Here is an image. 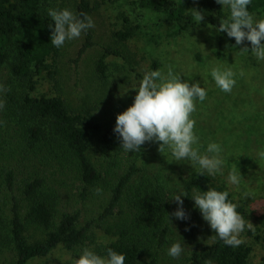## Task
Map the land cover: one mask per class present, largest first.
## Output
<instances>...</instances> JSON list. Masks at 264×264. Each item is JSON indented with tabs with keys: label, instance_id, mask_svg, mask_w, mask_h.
I'll return each instance as SVG.
<instances>
[{
	"label": "trees",
	"instance_id": "trees-1",
	"mask_svg": "<svg viewBox=\"0 0 264 264\" xmlns=\"http://www.w3.org/2000/svg\"><path fill=\"white\" fill-rule=\"evenodd\" d=\"M166 3L168 17L177 23L194 6L209 11L210 23L215 26L230 17V8L216 0ZM64 8L79 16H91L93 10L91 0H0V71L10 75L12 84L2 110L1 120L6 124L0 126V249L12 254L11 264H29L56 249L66 255L64 264H74L91 242L92 250L101 256H106L109 247L125 255V264H158L173 230V203L167 180L158 175L156 181L142 179L140 171L144 168L138 165L139 153L134 152L118 173L125 151L113 126L89 121L93 108H77L61 94L33 96L25 89L27 85L36 86L37 75L55 78L59 48L51 43L53 29L49 25L54 22L48 9ZM262 9L264 0H251L248 6L250 14ZM132 34L127 27L115 31L124 42ZM92 45L91 28L80 51ZM109 54L123 57L121 49L104 46L96 62L102 77L107 76ZM47 172L76 175L88 194H94L97 187H109L101 218L116 221L98 231L92 221L82 220L80 210L64 204L61 189L49 180ZM181 185L182 192L188 195L182 198L189 215L194 207L193 192L208 188L227 191L229 201L235 203L225 184L212 182L206 172L200 175V169L181 177ZM195 212H199L196 207ZM196 215L194 218L199 220ZM258 218L262 235L256 238L264 244V214ZM187 222L194 237L196 224L190 218ZM208 233L209 239L186 252L182 264H205L209 259L213 264H250V246L242 243L233 248L218 237L213 239L211 228Z\"/></svg>",
	"mask_w": 264,
	"mask_h": 264
},
{
	"label": "rangeland",
	"instance_id": "rangeland-1",
	"mask_svg": "<svg viewBox=\"0 0 264 264\" xmlns=\"http://www.w3.org/2000/svg\"><path fill=\"white\" fill-rule=\"evenodd\" d=\"M91 1L93 10L90 17L95 23L92 28L94 45L80 51L85 34L78 39L66 41L59 48L55 78L37 75L36 86L29 88L27 85L25 89L33 96L61 94L77 108H93V117L89 121L115 127L117 114L133 103L135 88H138L146 72L160 70L167 75L170 66L173 73L182 80L199 82L205 88L207 98L203 102L197 99L196 111L192 114L196 121L194 132L199 138L193 147L201 155H212L207 153L208 144L215 142L221 146L220 155L224 159L222 173L210 177L212 182L227 186L234 195L237 211L253 224L254 230L246 228L241 238L252 248L250 264H262L264 244L256 235L262 233L258 217L264 214V159L258 156L259 152L264 151V61L258 60L251 50L247 53L240 50L245 46L250 49V42L236 45L234 38L228 37L226 32H217L218 26L210 23L211 13L199 10L197 6L193 9L202 11L204 16L199 24H196L191 9L187 10L181 23L169 18L164 9L168 0ZM160 3L163 5L158 7ZM252 15L254 20L264 19V9ZM186 22L190 25L186 26ZM126 27L133 34L124 42L118 39L115 31ZM104 46L117 47L123 52V57L107 55L106 77H102L96 67ZM214 67L221 70L230 68L235 73L236 84L230 93L216 86L211 77ZM9 78V74L0 71V83L6 89L12 85ZM9 91L3 94L4 100ZM2 117L0 111V120ZM158 147V142H145L140 152H134L139 153L138 165L144 168L140 171V177L153 180L156 175L161 176L168 182L170 196L183 193L181 177H187L192 170L199 169L198 165L193 167L188 161L169 162L173 159L171 151L166 149L165 154H161ZM132 153L125 151L122 154L123 162L118 173L123 171ZM233 168L242 175L239 186L228 182V175ZM47 174L50 175L49 180L61 189L64 204L80 210L82 220L92 221L95 229L102 231L116 221L114 218H101L104 196H107L109 187L101 195L88 194L81 180L74 174ZM248 191L254 192L255 196L245 199L244 193ZM170 200L173 213L178 205ZM183 209L186 211L184 201ZM192 210L189 218L196 224L194 237L189 231L188 219L180 220L172 216L173 230L158 264H182L186 252L209 239L210 225L202 218L200 211L195 212V207ZM195 213L199 220L194 218ZM110 238L106 237L107 240ZM177 241L181 242L184 251L179 259H173L167 255V250ZM93 246L94 243L89 242L87 248L92 249ZM11 257L12 254L6 251L2 253L0 249V264H11ZM64 259L66 255L56 249L47 257L37 258L29 264H64Z\"/></svg>",
	"mask_w": 264,
	"mask_h": 264
},
{
	"label": "clouds",
	"instance_id": "clouds-1",
	"mask_svg": "<svg viewBox=\"0 0 264 264\" xmlns=\"http://www.w3.org/2000/svg\"><path fill=\"white\" fill-rule=\"evenodd\" d=\"M216 3L230 8V17L220 20L217 32H226L228 37L235 39L236 45H242L245 41L250 42L251 48L247 46L240 50L252 54L264 61V19L254 20L248 11L251 0H216ZM196 24L203 19L202 11L192 9ZM48 16L53 20L51 43L56 48L64 46L66 41H72L86 34L95 27L93 19L87 14L77 15L72 10L64 8L61 10L48 9ZM214 27V26H212ZM244 73L241 71L240 73ZM235 73L232 69L221 70L214 67L211 77L216 86L223 92L230 93L236 84ZM133 103L123 112L117 114L114 132L121 141V148L126 152H140L145 142H158V151L165 154V150L171 151L172 161H188L191 165L200 169V175L206 172L214 177L222 173L224 159L220 153L222 148L219 144L212 142L207 146V153L201 155L193 145L198 143V136L194 132L196 121L192 114L196 111L197 99L203 102L207 98L205 88L199 82L189 83L182 80L179 75L173 73L169 66L167 75L160 70L146 72L139 86ZM8 91L0 83V111L5 107L3 94ZM6 124L0 120V126ZM259 158L264 159V151L258 153ZM242 179L240 171L233 168L228 175L231 185L239 186ZM97 195H101L103 189L97 187ZM182 196L187 193L174 194L170 198L178 205L171 213L180 220L189 219V214L183 209ZM227 191H217L208 188L207 191L193 192L194 207L198 208L202 218L214 231L215 238H219L227 246L236 248L245 241L241 233L245 229L254 230L253 224L237 211L238 205L229 201ZM255 193L248 191L244 193L247 197H254ZM186 230H188L186 228ZM184 248L180 241L174 242L167 250V255L173 259H179ZM74 264H125V255L107 248L106 256L97 254L94 250L85 247L74 260ZM205 264H213L209 259Z\"/></svg>",
	"mask_w": 264,
	"mask_h": 264
}]
</instances>
